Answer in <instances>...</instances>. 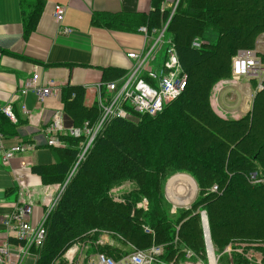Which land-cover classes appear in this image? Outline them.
Returning a JSON list of instances; mask_svg holds the SVG:
<instances>
[{"label":"trees","instance_id":"1","mask_svg":"<svg viewBox=\"0 0 264 264\" xmlns=\"http://www.w3.org/2000/svg\"><path fill=\"white\" fill-rule=\"evenodd\" d=\"M152 1L148 15L97 14L91 23L123 32L141 26L159 31L166 25L155 54L164 52L163 63L166 50L173 49L186 87L153 117L126 107L130 117L104 122L80 159L88 137L59 136L64 147H50L54 163L33 169L42 184L65 185L45 219L41 246L29 250L35 260L38 256L35 264H52L74 240L93 231L95 238L108 233L137 250L162 245L160 260L180 262L184 250L204 260L201 213L215 256L230 247L232 264H249L243 253L251 249L264 264V78L260 90L252 79L256 92L241 118L222 119L210 105L214 85L231 78V58L238 50L254 49L264 34V0H178L172 15L171 8H160L161 0ZM20 3L28 35L42 1ZM257 57L264 67V53ZM104 88L101 84L103 96ZM62 91L64 126L93 128L100 119L98 103L85 105L82 89ZM12 127L0 114V134L11 133ZM179 173L193 179L197 195L188 208L171 212L163 188ZM126 182L131 190L115 201L110 191ZM187 183L193 190L192 181ZM240 246H246L242 254L235 253ZM99 251L115 260L124 255L107 247Z\"/></svg>","mask_w":264,"mask_h":264},{"label":"crops","instance_id":"2","mask_svg":"<svg viewBox=\"0 0 264 264\" xmlns=\"http://www.w3.org/2000/svg\"><path fill=\"white\" fill-rule=\"evenodd\" d=\"M40 1L41 12L35 28L25 35L20 0H0V114H3L1 108L9 105L16 118L12 132L3 135V146L10 148L21 143L34 146L32 151L16 155L7 164L2 162L0 155V244L8 241L13 249L17 244L13 235L3 227V218L28 200L33 206L30 223L37 225L47 213L51 195L60 189L59 185L42 184L33 169L54 163L52 149L47 145L46 128L54 114H62L63 121L66 118L63 114V88L82 89L85 105H92L97 102L98 86L119 82L130 69L132 62L126 54L140 52L148 45L138 31H115L93 25L92 17L97 14L148 15L154 9L152 0ZM174 2L161 0L159 6L170 9ZM56 4L65 10L60 24L52 18ZM61 28H67L70 33L60 34ZM121 72H124L122 76ZM33 74H38L39 86L53 81L59 85V90L42 102H38L32 92L20 95L21 82ZM241 79L246 78L236 82ZM211 107L217 116L228 119L220 116L212 99ZM232 112L237 114L231 117L234 120L247 113ZM16 174L23 176L22 188L15 183ZM33 259L28 254L22 264H31Z\"/></svg>","mask_w":264,"mask_h":264},{"label":"built area","instance_id":"3","mask_svg":"<svg viewBox=\"0 0 264 264\" xmlns=\"http://www.w3.org/2000/svg\"><path fill=\"white\" fill-rule=\"evenodd\" d=\"M64 11V7L61 5L56 4L53 6L52 18L57 24L61 23ZM137 31L144 36L148 45L140 52L126 54L132 65L119 82L105 84V96L100 93V86H98L96 100L100 110L98 123L93 128H87L84 125L82 130L74 127L66 128L62 114H54L46 128L47 145L49 147H64V144L59 141L61 135L78 138L81 134H84L88 137V140L79 156L80 159L104 122L115 118L127 119L130 117L126 107L134 113L153 117L184 91L186 76L182 73L172 48L166 50V60L161 66L156 68L152 66V63L157 59L155 53L162 44L164 29L149 32L146 27L142 26ZM59 33L68 34L70 30L61 28ZM199 44L194 41L192 46L198 48ZM231 76L234 80L240 78L254 79L257 81L256 89L260 90L264 78V67L257 57V53L254 50H238L231 59ZM38 79V74H33L30 79L21 82L20 95L25 96L28 92H32L37 101L42 102L54 91L59 90V85L53 81L47 82L45 86H39L37 84ZM24 112L26 113L25 109ZM1 113L11 123H16V118L9 105L2 107ZM33 149V145L25 143L4 148L3 135L0 134V155L4 164H7L16 155L27 153ZM15 183L19 188H22L23 176L16 174ZM62 189L63 186L60 191ZM47 196L49 198V194ZM53 198L54 196L51 195L47 213L37 225H31L30 223L33 206L28 200L22 206L17 207L11 215L3 218V227L13 235V239L19 246L13 249L10 242H2L0 244V264H22L31 247L38 248L41 246L45 236L44 222L55 203L56 198ZM73 253L74 249L67 251L68 255ZM161 254V248L158 246H152L146 250H134L119 260L98 253L88 264H164L160 260ZM69 263L71 264V262Z\"/></svg>","mask_w":264,"mask_h":264},{"label":"rangeland","instance_id":"4","mask_svg":"<svg viewBox=\"0 0 264 264\" xmlns=\"http://www.w3.org/2000/svg\"><path fill=\"white\" fill-rule=\"evenodd\" d=\"M174 9L175 8L173 4L171 8V15ZM165 27L166 25H164L161 29H164ZM252 50H254L256 53H264V34L258 37L257 41L255 42V47ZM163 55L164 52L162 51L157 53L156 55L157 59L154 63H152V66L154 68L157 67L158 62L162 63L164 59ZM249 85L251 88H249ZM255 92L256 89L253 87L251 79L246 78L236 82V80H234L231 76L230 79L221 80L216 85H214L211 91L210 105L212 99L214 108L218 111L220 116H224V117L226 116L228 119H231V117L237 115L234 114L232 111L238 110L239 112L244 113L250 109L252 97L253 95H255ZM176 175H184V176H176ZM173 176L175 177L172 178V180L169 183H167V181ZM173 176L167 179L163 188V195L165 200L168 202V204L171 207V212H174L176 208H188L197 195V191L194 194V189L191 190L190 186L187 183L188 181L191 180L185 176H189V175L179 173ZM62 186L64 189L65 185L63 184ZM131 188H132V183L126 182L120 185L119 187L112 189L110 191V196L115 201L120 202L122 199L121 196L123 194L128 193L131 190ZM60 189L57 192H54V198L56 199L53 208L56 206L58 199L62 193L63 189L61 191ZM140 205L141 204H139L138 207ZM144 231L146 233H151L150 231L148 232L146 229ZM94 235H95V231L87 233L81 236L80 238L74 240L72 244L64 251L63 255L58 260H55L52 264H70L69 262H71V264H88L89 261H91L96 254L103 253L102 251H99V249L106 247L115 250L117 249L122 254H124L120 258H123L129 255L130 253H132L134 250H137L136 248L130 246L129 244L125 245L122 244L120 241H117L116 239H111L108 233L103 232L99 235V237L96 238ZM152 246L160 247L162 253H164V246L155 245V244ZM245 247L246 246H240V248L238 247L237 249L234 250V252L242 254V249ZM69 249H74V253L68 255L67 251ZM213 252H214V248H213ZM243 257H245L248 260L249 264H260L259 262L261 260V255L254 250L247 249L243 253ZM226 259L228 260V262H226ZM37 260H38V256L36 255V260L34 258L31 264H35ZM161 261L164 264H210V260L207 257L206 251H205L204 260H202L199 257H195V255L190 250H184V259L180 262L176 260V258H173L169 261H164L161 259ZM214 261L215 264H232L230 247H226L223 250V252H221L217 256H215L214 253Z\"/></svg>","mask_w":264,"mask_h":264},{"label":"water","instance_id":"5","mask_svg":"<svg viewBox=\"0 0 264 264\" xmlns=\"http://www.w3.org/2000/svg\"><path fill=\"white\" fill-rule=\"evenodd\" d=\"M177 2H178V0H175L174 8L176 7ZM176 176H184V175H176ZM174 177L175 176L171 177L167 181V183H169L172 180V178H174ZM185 177H188L193 182L194 187H195V192H196L197 191V187H196V184L193 181V179L191 177H189V176H185ZM195 192H194V194H195ZM200 217H201V225H202V230H203V238H204V244H205L206 254H207L208 259H209V255H210L211 259L213 258V264H215V261H214V252H213V248H212L211 241H210L207 219H206V216H205L204 213H201L200 214Z\"/></svg>","mask_w":264,"mask_h":264},{"label":"bare ground","instance_id":"6","mask_svg":"<svg viewBox=\"0 0 264 264\" xmlns=\"http://www.w3.org/2000/svg\"><path fill=\"white\" fill-rule=\"evenodd\" d=\"M193 183V182H192ZM194 185V184H193ZM194 192H195V187H194ZM194 196V195H193ZM209 260H210V264H213V258L211 259L210 255H209Z\"/></svg>","mask_w":264,"mask_h":264}]
</instances>
